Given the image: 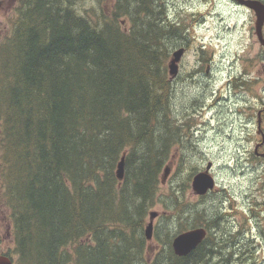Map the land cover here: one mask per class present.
Masks as SVG:
<instances>
[{
    "label": "trees",
    "instance_id": "1",
    "mask_svg": "<svg viewBox=\"0 0 264 264\" xmlns=\"http://www.w3.org/2000/svg\"><path fill=\"white\" fill-rule=\"evenodd\" d=\"M81 1L20 0L0 43V184L15 264H245L249 247L220 232L218 211L194 212L184 182L165 200L164 223L177 227L161 235L157 225L168 246L144 255L149 208L184 137L167 68L180 25L163 0H95L93 14ZM197 226L206 238L176 255L173 238Z\"/></svg>",
    "mask_w": 264,
    "mask_h": 264
},
{
    "label": "rangeland",
    "instance_id": "2",
    "mask_svg": "<svg viewBox=\"0 0 264 264\" xmlns=\"http://www.w3.org/2000/svg\"><path fill=\"white\" fill-rule=\"evenodd\" d=\"M19 1L0 0V43L13 32ZM163 1L169 19L180 25V33L169 38L179 44L173 47L167 68L175 50L185 47L178 73L172 75L169 99L172 123L184 126V137L182 143L173 145L176 154L168 165L170 172L162 178L149 208L146 222L151 220V211L157 214L144 255L150 261L168 246L156 229L159 224L164 235V228L177 227V222L164 223L165 215L172 214L165 200L184 182L183 197L194 206V212L205 208L203 219L208 220L210 213L214 218L218 211L220 232L235 234L237 246H253L257 261L264 254V157L255 152L262 141L259 116L264 132V46L255 34V12L235 0ZM96 6L95 0H83L78 7L93 14L98 11ZM259 151L264 152V142ZM209 162L216 186L198 195L192 178ZM192 165L198 169L188 180ZM194 215H189L187 223ZM14 247L12 222L0 184V253L10 252L15 259Z\"/></svg>",
    "mask_w": 264,
    "mask_h": 264
},
{
    "label": "water",
    "instance_id": "3",
    "mask_svg": "<svg viewBox=\"0 0 264 264\" xmlns=\"http://www.w3.org/2000/svg\"><path fill=\"white\" fill-rule=\"evenodd\" d=\"M238 4L245 5L246 7L253 9L256 14V24L255 31L257 37L261 44L264 45V34H263V25H264V2L262 0H235ZM185 49L179 48L175 50L174 57L171 60L170 74L171 76L178 73V62L180 61ZM258 127L261 129V119L258 121ZM261 131V130H260ZM258 147H256L257 151ZM261 156H264V152L260 153ZM212 168V163L209 162L205 168L198 173H196L192 179V188L196 194L204 195L208 193L215 187V179L210 174ZM170 172V168L167 167L163 178H166ZM117 175L119 180L124 179L125 175V157L123 156L118 163ZM156 211L150 212L151 220L145 228V234L148 239L152 238L153 235V218L156 216ZM207 229L203 226L194 227L186 231L178 233L172 241V247L174 252L179 256L188 255L192 250H194L206 237ZM0 264H15L13 259L6 254H0Z\"/></svg>",
    "mask_w": 264,
    "mask_h": 264
},
{
    "label": "flooded vegetation",
    "instance_id": "4",
    "mask_svg": "<svg viewBox=\"0 0 264 264\" xmlns=\"http://www.w3.org/2000/svg\"><path fill=\"white\" fill-rule=\"evenodd\" d=\"M263 33H264V26H263ZM174 79H172L173 81ZM251 242V241H250ZM261 244V241L259 240V244ZM253 246L252 248H248V250L246 251L247 252V256L244 257V260H246L245 264H264V254L261 258H259L257 261L255 260V255H254V251H253ZM263 248H264V245H263ZM263 253H264V249H263Z\"/></svg>",
    "mask_w": 264,
    "mask_h": 264
},
{
    "label": "bare ground",
    "instance_id": "5",
    "mask_svg": "<svg viewBox=\"0 0 264 264\" xmlns=\"http://www.w3.org/2000/svg\"><path fill=\"white\" fill-rule=\"evenodd\" d=\"M173 23V22H172ZM165 261H166V259H165ZM167 262H169V261H167Z\"/></svg>",
    "mask_w": 264,
    "mask_h": 264
}]
</instances>
